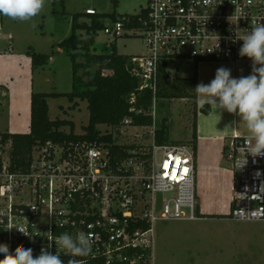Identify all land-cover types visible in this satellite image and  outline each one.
<instances>
[{
    "label": "built area",
    "instance_id": "built-area-1",
    "mask_svg": "<svg viewBox=\"0 0 264 264\" xmlns=\"http://www.w3.org/2000/svg\"><path fill=\"white\" fill-rule=\"evenodd\" d=\"M95 12L86 10L91 15ZM133 18L144 19L133 26ZM260 22H264V0H234V4L233 0H147L138 15L120 16L106 26L104 33L112 44L125 36L144 40L146 53L131 61L139 82L137 92L152 93L148 114L153 125L141 134L139 130L147 128L125 119L119 131L131 130L134 139H139L132 144H120L114 138V143L38 145L26 171L12 170L11 143L0 144L2 243L13 253L23 245L39 255L54 236L86 233L93 244L89 256L77 258L83 264H154L157 223L203 219L195 149L190 144L157 141L160 71H168L174 61H192L229 64L237 73L248 71V76L252 61L239 56L243 41L236 40L235 33L238 30L242 36ZM130 100L135 103L136 94ZM130 112L144 113L136 107ZM246 138L236 135L225 148L235 177L228 217L236 222H264V158L248 156V163L239 167L246 156ZM125 145L131 147L117 148ZM16 227L24 228L32 238ZM48 250L56 253L54 241ZM60 258L64 264L70 259L63 253Z\"/></svg>",
    "mask_w": 264,
    "mask_h": 264
},
{
    "label": "rangeland",
    "instance_id": "rangeland-1",
    "mask_svg": "<svg viewBox=\"0 0 264 264\" xmlns=\"http://www.w3.org/2000/svg\"><path fill=\"white\" fill-rule=\"evenodd\" d=\"M147 6V0H46L42 12L30 21L22 22L0 15V132L28 133L31 118V96L33 93L69 94L73 86V62L60 44L72 36L73 16L94 9L98 14L117 17L138 15ZM87 18V17H86ZM83 18L81 23L89 24ZM113 19L105 20L106 26ZM84 38L85 32H78ZM113 40L98 32L96 43L91 48L95 54L110 53ZM117 53L135 57L146 53L144 40L138 36H125L116 42ZM44 54L50 57L47 65L34 69L31 55ZM82 61V60H80ZM83 62V61H82ZM204 64V65H203ZM198 67L204 71L205 84L215 77L216 70L229 64L202 63L192 61H174L168 64L172 77L186 78L194 75ZM96 66L81 69L78 74L87 81L89 73ZM179 70V71H177ZM235 72V71H234ZM75 106L68 98L49 99L51 120L62 119L76 123V134H84L88 125L89 111L85 101L76 100ZM197 100L158 99L156 102V127L166 123L170 144H192L193 124ZM65 110V112H64ZM225 117L227 113L224 112ZM217 118L221 117L216 113ZM227 118H230L229 116ZM205 136L212 122L205 124ZM102 134L112 132L120 144H132L131 130L121 132L108 126L100 127ZM70 132V128H64ZM150 128L139 132L148 133ZM147 140V139H144ZM197 159V155H196ZM197 164V160H196ZM224 170L228 176L232 172L231 163L225 154ZM222 194L213 192V198L207 199L198 193L200 212H209L214 204L219 211L216 215L223 218H204L197 221H169L156 224V247L154 264H264V222H236L228 217L232 197V181L228 179ZM1 203V201H0Z\"/></svg>",
    "mask_w": 264,
    "mask_h": 264
},
{
    "label": "trees",
    "instance_id": "trees-1",
    "mask_svg": "<svg viewBox=\"0 0 264 264\" xmlns=\"http://www.w3.org/2000/svg\"><path fill=\"white\" fill-rule=\"evenodd\" d=\"M118 6V0H113ZM124 16V15H123ZM87 17V18H86ZM112 18L117 21L115 14H87L80 13L73 16L72 36L63 41L59 46L65 49L73 62V86L69 94L60 93H33L31 96V121L28 133H0V144L11 143V167L13 171H26L30 167L33 149L48 142H99L114 143L113 134H102L99 126H108L119 130L125 119H132V125L149 128L153 125L150 114L153 97L149 90L137 92L139 82L133 75L131 57L117 53L116 45L112 44L110 53L95 54L91 48L96 43L98 32L105 29V20ZM120 17V16H119ZM86 18L87 23L80 20ZM144 18H133L132 25L138 26ZM112 21V22H113ZM78 32H85L84 38L78 36ZM34 69L48 64L50 57L44 54L33 53L31 55ZM82 60V61H80ZM96 66V70L88 74L87 81L78 72L86 67ZM198 85V71H194L191 78H172L164 68L160 71L158 86V99H188L197 100L195 87ZM136 94L137 100L131 103V94ZM68 98L70 102L76 100L85 101L88 104L89 122L83 128L84 134L75 132L72 121L56 119L51 120L49 116L48 100ZM78 104L76 103L75 106ZM136 107L144 113L136 115L130 112ZM200 111L206 115L210 114L211 108L207 105L201 107ZM69 127L70 132L64 131ZM166 123L157 129V141L159 144L169 143L167 137ZM197 123L194 118L193 143L197 155ZM131 146H117V148H129ZM226 150V149H225ZM204 218H223L218 216H204ZM0 243H2L0 237Z\"/></svg>",
    "mask_w": 264,
    "mask_h": 264
},
{
    "label": "clouds",
    "instance_id": "clouds-1",
    "mask_svg": "<svg viewBox=\"0 0 264 264\" xmlns=\"http://www.w3.org/2000/svg\"><path fill=\"white\" fill-rule=\"evenodd\" d=\"M45 2L46 0H0V15L22 22L30 21L42 12ZM235 39L243 41L239 56L252 61L251 74L233 78L230 69L220 67L210 83H199L195 91L201 106L207 105L219 115L226 111L240 117V122H243L248 132L245 141L246 156L239 162V167L243 168L248 163V156L254 160L264 158V22L253 23L251 30H245L242 36L237 30ZM16 229L32 238L24 228ZM48 240L49 244L42 247L39 255H34L32 248H25L23 245L17 246L13 253L8 244L0 243V253L3 254L0 264H64L60 258L61 253L70 257L67 264H83L77 258L87 257L92 252L93 241L86 233L73 236L63 232ZM53 241L57 248L55 254L48 250Z\"/></svg>",
    "mask_w": 264,
    "mask_h": 264
},
{
    "label": "crops",
    "instance_id": "crops-1",
    "mask_svg": "<svg viewBox=\"0 0 264 264\" xmlns=\"http://www.w3.org/2000/svg\"><path fill=\"white\" fill-rule=\"evenodd\" d=\"M82 20V19H81ZM200 65V64H198ZM202 65V64H201ZM204 65V64H203ZM198 71V84L202 82L205 77L204 71L209 70H199ZM179 71V70H177ZM233 70V78H239L241 76H245L248 71H240L237 73ZM171 76V75H170ZM172 77V76H171ZM192 77V76H191ZM186 77V78H191ZM177 78V77H172ZM188 100V99H184ZM199 98L197 96V106H196V114L194 118L197 123V192H201L205 198L210 199L213 198V192H219L218 196L222 194V190L225 189L226 182L228 179L232 181V197L230 199V207H232V199L234 196V187H235V177L233 172H231L230 177H227L228 174L224 170L225 165V148L226 145L233 139L234 136L240 135L241 137H247L248 132L244 127L243 122H240V117L238 115L227 113V117H225L224 112L220 113L221 117L219 119L216 116V112L211 109L210 114L206 115L200 111L201 105L199 104ZM78 104V102H73V104ZM88 107V106H87ZM50 110V106H49ZM65 112V110H64ZM50 113V112H49ZM51 119V118H50ZM67 120V119H66ZM31 121V118H30ZM70 121V120H69ZM73 122V121H72ZM212 122V127L210 131H207V135L205 136L207 127L205 124H209ZM76 128V123L73 122ZM104 127V126H99ZM30 130V128H29ZM77 131V130H76ZM1 133V132H0ZM211 210H207L209 212H202L204 215H216L219 213L217 207L212 204L210 206ZM230 211V210H229Z\"/></svg>",
    "mask_w": 264,
    "mask_h": 264
}]
</instances>
